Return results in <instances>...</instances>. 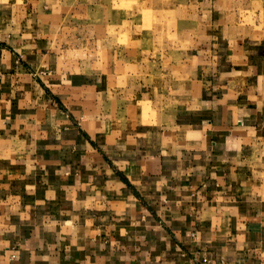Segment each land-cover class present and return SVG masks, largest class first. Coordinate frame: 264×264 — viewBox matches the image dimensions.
I'll use <instances>...</instances> for the list:
<instances>
[{
  "label": "crops",
  "instance_id": "obj_1",
  "mask_svg": "<svg viewBox=\"0 0 264 264\" xmlns=\"http://www.w3.org/2000/svg\"><path fill=\"white\" fill-rule=\"evenodd\" d=\"M24 1L0 0V264H264L261 49L220 48L172 103L59 69L53 97Z\"/></svg>",
  "mask_w": 264,
  "mask_h": 264
},
{
  "label": "rangeland",
  "instance_id": "obj_2",
  "mask_svg": "<svg viewBox=\"0 0 264 264\" xmlns=\"http://www.w3.org/2000/svg\"><path fill=\"white\" fill-rule=\"evenodd\" d=\"M30 2L36 15L40 13L32 31L51 59L34 70L21 55L17 62L25 63L53 97L46 81L59 69L101 80L111 99L139 87L172 103L188 82L201 78L190 71H197L220 48L239 42L264 53V0Z\"/></svg>",
  "mask_w": 264,
  "mask_h": 264
}]
</instances>
